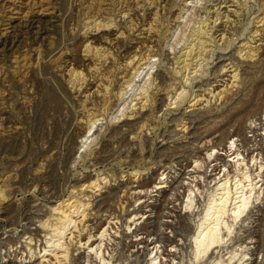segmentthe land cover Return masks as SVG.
<instances>
[{"label": "rangeland", "instance_id": "obj_1", "mask_svg": "<svg viewBox=\"0 0 264 264\" xmlns=\"http://www.w3.org/2000/svg\"><path fill=\"white\" fill-rule=\"evenodd\" d=\"M219 2L0 0V264H24L47 247L60 204L81 197L84 183L102 178L121 198L137 186L136 178L168 182L165 192L140 202L131 190L125 212L116 210L121 218L111 230L113 241L102 247L113 264L120 257L124 264H150L155 238L162 242V264H264V193L232 239L206 258L193 257V238L219 177L207 153L225 148L245 124L244 134H255L251 150L262 151L258 164L264 166V137L258 136L264 127H250L264 108V0L223 5L222 12L231 10L227 27L214 23ZM199 25L205 32L186 64L179 63ZM142 30L152 34L151 46L139 39ZM139 58L146 70L133 80L130 67ZM258 164L253 173L260 172ZM196 184L199 193L188 209L187 186ZM7 206L15 211L4 220ZM103 214L102 220L109 215ZM84 248L74 246L78 264H88ZM90 261L102 264L94 255Z\"/></svg>", "mask_w": 264, "mask_h": 264}, {"label": "bare ground", "instance_id": "obj_2", "mask_svg": "<svg viewBox=\"0 0 264 264\" xmlns=\"http://www.w3.org/2000/svg\"><path fill=\"white\" fill-rule=\"evenodd\" d=\"M231 1H232V3H234V0H220V2L218 4H216V7L219 6V8H218L219 12L217 13L216 20H214L215 25H216L217 22L220 21L221 23L225 24L224 27H227V23L230 22V17H231L228 13H230L231 10L228 11V9H227L224 12H222V11H223V8H225V6H223V5H227ZM187 6H189V3H188ZM221 6H223V7L221 8ZM232 11H234V10H232ZM262 18L264 19V17H262ZM10 19H12V18H10ZM223 19L225 20L224 22H222ZM263 21L261 19V20H259L258 23H260L262 25ZM199 24H201V23H199ZM218 26H220V25H218ZM194 29L195 30H194L193 35H192L193 36V39H192L191 43L189 44L190 46L188 48H186L187 49V51L185 50L186 52H184V53L181 54V56L184 57V59L181 60L182 59L181 58L180 61H179V63H182V64L185 63L186 64V62L188 61V57H189L190 51L196 46V43L195 44H193V43L196 42L197 40H199L201 34H203V31H204L203 30V25L202 26L199 25L198 27H195ZM142 31H144L143 33L140 34V36L142 38H139V39H143L145 42H148L150 44V46H151V44L154 43L153 37L151 36L152 34H150V31L149 30H142ZM206 34H208V33H206ZM143 35H144V37H143ZM225 36L226 35L224 34L221 37V40H224L225 39ZM137 41H138V39H137ZM149 44H148V46H149ZM146 48H147V46H146ZM148 49L150 50V48H148ZM140 61L141 60L139 58L136 62H134L133 66H131L133 61H131V63L129 62V64L127 63V66L126 67H130L131 66L130 67V69H131L130 72H132L133 80H136V78L138 76H140L139 74L141 73L142 70H144V69L146 70L145 67L138 66V64L140 63ZM147 61L148 60H146V62ZM179 65H181V64H179ZM120 68H122V67H120ZM181 69H183V67ZM124 76H125V74H124ZM131 77H129V78H131ZM126 80H127V77H126ZM128 83H129V85L131 84L130 82H128ZM224 92H225V90H224ZM221 94H223V93H221ZM198 101L199 100H197V102ZM250 101H252V100H250ZM144 104H145V102H144ZM144 104L140 107L142 110L144 109ZM262 104H263V101H262ZM245 108L247 109V107H245ZM258 109L259 108H257V111H259ZM261 110H260V114L258 113L259 114V117L256 120H253V121L251 120L252 122L250 121L251 122L250 127L252 126L253 128L252 127L251 128L253 130H255L256 126L264 127V108H263L262 112H261ZM251 111H252V109H251ZM253 112H255V111H253ZM249 113H251V112H249ZM236 114H238V113H236ZM231 115H233V113ZM242 120L240 122L241 124H243L246 121V119H245L244 122H242ZM257 121H259V123ZM96 123H98V120L93 121L92 122V126H94ZM233 125H237V120H236V124H233ZM244 125L242 127H244ZM242 127L240 125H238V128L236 130V136H238V137L237 138H235V137L234 138L233 137L230 138V140H229L230 143L228 142V145L225 146V148H223V149L213 148L211 151H209L207 153V155H208L207 158L209 160H211L213 158V161H211L210 163H212V162L216 163L214 165V167H213L214 169L212 171L215 170L216 172H218V170H219V172L215 174V176H219V177L218 178L215 177L213 179L215 181L214 186H216V187L210 193V195L208 197V200H207L206 205H205L204 213L202 214L201 219H200V223L198 224V227H197V232H196L197 234H195V236L193 238V244H194V249L192 248L193 249V254H194L193 257L195 258L196 261H199V260L203 259L204 257L206 258V256L209 253H210L209 255H211V254H213V252H214L215 249H217L218 247H220L223 244L225 245V242H227V240L229 238H231L232 235L234 234V232L236 231V226L238 225V223L239 222H242L241 220L243 219V217H245L246 215L250 214L249 212L251 210V207L253 205H255V203H257V201L260 200L261 195L264 193V188H263L264 187V183L261 184L258 187V184L261 182V180L260 181L258 180V182L256 181L257 178H261L262 177V172H263L262 169L264 167L262 165L263 163L261 164V162H259L260 166H258V167L260 168V172L256 173L258 169H256L255 171L253 169L254 173L251 170V167L254 168V166L256 164H258V159H259L258 156L262 155V151L260 150L261 152L260 153L257 152L258 154H256V155L254 154V151L255 150L258 151V148H256L255 150H251L250 143L251 142H254L256 140V139L254 141L251 140V138H253L255 136V134L252 137L251 136H247L246 134H244V131H246V130H244V128H242ZM262 131H264V130H262ZM262 131H260V132H262ZM88 132H90V131H88ZM258 136L264 137V133H262V134L260 133ZM83 139H85V138H83ZM239 141H240V144L237 143ZM225 155H226V158H228L227 160L224 157ZM188 172H190V171H188ZM196 178H198V176ZM102 179L96 180L94 182H91L88 185H86L84 183L85 185L84 184H83V186L81 185L82 188H80L81 191H80L79 196L81 195V197H79L77 199H73V200L72 199L65 200V201H63L60 204V206H62V211L60 210L61 211V217L59 216L60 218L57 219L58 220V223L54 226V229L51 227V229H53L52 230V233H51L50 236H48L49 239L45 240L46 241V244H47V247H46V245H45L44 248L41 246L43 249H41L38 252V254L35 253L36 251L35 252H32L31 257H30V260L27 261V262L24 261V260H27V256H26V258L23 260L25 262L24 264H67L68 262L70 264H78V263H76V261L78 259L76 260L74 258V255H73L74 254L73 253L74 246H78L79 249L82 248V247H85L87 249V252L89 251L87 253V259H88L87 262H88V264H94V263H91V261L89 262V257H93V255H94L95 260L98 259L102 264H113L111 262V259H109L108 257H106V254L104 252L105 251V248H102V247L104 245V243H103L104 241L107 240L110 243H111V241H113V239H112V237H113L112 234L113 233H111V232L113 231V229L115 227L114 226V224H115L114 222L115 221H118L119 220V217H120L119 215H117L116 210L118 209L120 211H124L125 212V205H126V202H127V200L125 202V199L129 196L128 194H130V195L133 194V193H130L131 190L134 191V194H136L135 197L137 196L138 197L137 200L139 201L142 198L151 199L150 198L151 192H157L160 195V193L165 192V189L168 188L167 187V183L168 182L164 181L163 179H161L159 182H150V183H147V182L146 183H143L142 182V183H140L139 182V178H136V179H134V183H136L137 186L135 188H132V189L130 188L129 191H124V195L121 198L119 196L120 194L117 195L115 193V190L113 191V189L111 188V185L109 184L110 182L108 183V179H106V178H102ZM192 182L193 181H191L189 184H191ZM88 183H89V181H88ZM198 183H199V180H198ZM197 185L198 184H196L194 186V188H192V186H190V185L187 186L188 196H187L186 208H188V209H191L194 206L195 199L197 198V194L199 193L198 192L196 194V191H195ZM183 188H184V186H183ZM176 189H173V190L176 191ZM95 190H96V192L97 191L100 192V194L99 195H96V193L93 192ZM153 190H155V191H153ZM85 191H88V193H90V195L86 196L84 194ZM108 191H110V192H108ZM184 191H186V190L184 189ZM197 191H200V187L197 188ZM184 193H186V192H184ZM99 197H101L102 201L97 202L96 200ZM178 200H179V198L176 199V201H178ZM117 205L119 207H117ZM145 206H147V205H145ZM148 207H151V206H148ZM151 209L153 210L154 208L152 207ZM160 210H161V208H160ZM14 211H15L14 208H8V206H7L1 216L3 218L4 217H9V216H11L13 214ZM56 212H58V211H56ZM139 212L140 211L135 212V216H137L139 214ZM103 213H107V214L109 213L108 216L105 215L107 217L104 220L101 219L102 216H104ZM179 217H180V215H179ZM4 220H5V218H4ZM147 220H149V219H147ZM93 221H96V224L95 225L92 224ZM262 221L264 222V220H262ZM181 222L183 223V221H180V223ZM157 223H159V222H157ZM46 224H47V222H46ZM44 225H45V223H44ZM49 225H50V223H49ZM170 225L171 224L166 225V226H168L167 228H171L172 225L171 226ZM128 228H130V226H128ZM151 230H153V229H151ZM93 231L95 233H93ZM148 231H149V229H148ZM116 233H118V230L114 234H116ZM156 233H157V229H156ZM47 235H49V232H47ZM150 235H151V233H150ZM150 235H148V237H150ZM155 237H157V235ZM163 238L165 239V237H163ZM163 238H161V239H163ZM259 238H260V236H259ZM155 239H153L154 242L151 243V244H154L155 246L152 249V252H150V254L153 253V251H154L155 248H156V254L151 259L152 262L150 264H162V260L160 262L157 261V260H159L158 259L159 258L158 257V251H157V249H158L157 243L159 244V243H162V242H160L159 239H156V241H155ZM166 242H167V239H166L165 243ZM262 242H263V240H260L259 241V243H262ZM143 243L145 245V243H148V241L147 240L145 242L142 241V242H139L138 244H143ZM163 243H164V241H163ZM105 244H107V242H105ZM135 244H133L132 247H134ZM259 245H260L259 247L261 248V244H259ZM137 246H139V245H137ZM129 248L131 249L130 246H129ZM167 249H166V251H167ZM31 251H33V250H31ZM139 252H140V250H139ZM170 253H171V251H170ZM122 258L120 257L119 259H117V261L115 260L116 262H114V263L115 264H124V262H127V261H124L125 259L123 260ZM209 258H210V256H209ZM231 261H232V259H230L229 264H231ZM197 263H199V262H197ZM217 264H219V263H217Z\"/></svg>", "mask_w": 264, "mask_h": 264}]
</instances>
